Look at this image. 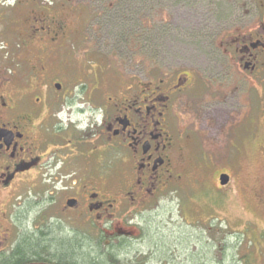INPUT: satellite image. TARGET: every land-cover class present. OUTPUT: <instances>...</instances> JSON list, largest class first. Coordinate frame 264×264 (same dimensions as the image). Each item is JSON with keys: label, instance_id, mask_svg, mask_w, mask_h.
<instances>
[{"label": "rangeland", "instance_id": "1", "mask_svg": "<svg viewBox=\"0 0 264 264\" xmlns=\"http://www.w3.org/2000/svg\"><path fill=\"white\" fill-rule=\"evenodd\" d=\"M35 2H55L52 8L69 25L67 49L54 59L60 76L93 80L103 72L104 91L120 92L134 79L147 86L152 79L190 74L176 114L181 130L195 138L188 148L194 159L201 139V165L190 164L183 190L111 224H32L37 213L30 212L24 223L30 237L38 228L50 232L33 243L80 259L102 260L103 252L105 264H113L104 247L110 236H123L126 247L119 250L113 241L120 264H264V48L254 51L256 69L249 71L233 41L264 38V0ZM17 40L15 35L12 64L0 55V75L13 67L31 76L17 59L27 54L16 48ZM224 171L231 178L221 187ZM0 226L4 231L15 224ZM101 234L108 237L98 248Z\"/></svg>", "mask_w": 264, "mask_h": 264}, {"label": "flooded vegetation", "instance_id": "2", "mask_svg": "<svg viewBox=\"0 0 264 264\" xmlns=\"http://www.w3.org/2000/svg\"><path fill=\"white\" fill-rule=\"evenodd\" d=\"M52 5L0 0L1 59L14 62L16 35V48L27 53L17 59L31 72L18 75L9 67L0 75V224H15L0 226V264L29 259L19 249L30 239L24 226L30 212L37 213L32 224H111L183 190L190 164L201 165V139L194 159L188 148L195 138L181 130L176 114L192 76L152 79L147 86L134 79L123 91L106 92L103 72L93 80L54 73L69 25ZM233 41L243 68L255 70L254 51L264 46L250 48V36ZM222 173L230 181L226 171L218 179ZM31 231L38 239L50 235ZM44 253L49 260L38 262L59 264L53 249Z\"/></svg>", "mask_w": 264, "mask_h": 264}, {"label": "trees", "instance_id": "3", "mask_svg": "<svg viewBox=\"0 0 264 264\" xmlns=\"http://www.w3.org/2000/svg\"><path fill=\"white\" fill-rule=\"evenodd\" d=\"M31 240H29L25 245V248L24 250L21 248L20 246V258L22 259V255H24L25 253H28L29 254V259L25 260V259H22L20 264H26V263H30V262H33V261H47L49 260L45 255L46 253H44V251L46 252V249H52L53 247H50V246H43L41 245V243H37V245H35L33 242H35V239L33 237H30ZM46 238V236L44 237ZM106 236L101 234L100 237L98 238L97 240V244H96V247L100 248L101 245H102V242L105 240ZM117 238V241H118V244H119V250L121 249V247H126L127 245V242H126V239L124 237H116ZM41 238H39L40 240ZM114 238H111L110 240V243L104 247L105 250H107V256L109 257V259L113 262V264H120L119 263V260H118V256L115 255L114 252V247L116 244H114ZM124 245V246H122ZM27 249V250H26ZM58 248L56 249H53L54 252L57 254V256H59L58 258L59 259H56L57 260V263L59 264H105V260H103V252L101 253V256L100 258H102V260L100 259H93V258H90L88 259V256H84L82 257L83 259H80L78 257H76V255L74 254H67L66 252H64V250H57ZM99 255V254H98ZM127 255V254H125ZM146 256V255H145ZM49 257V256H48ZM144 260V259H143ZM143 260L140 262V264H143ZM131 264V263H130ZM137 264V263H136Z\"/></svg>", "mask_w": 264, "mask_h": 264}, {"label": "water", "instance_id": "4", "mask_svg": "<svg viewBox=\"0 0 264 264\" xmlns=\"http://www.w3.org/2000/svg\"><path fill=\"white\" fill-rule=\"evenodd\" d=\"M259 46H264V43L260 40H256V41L251 42L249 44V47L252 49L258 48ZM219 179H220L221 185H226L229 182V175L227 173H222V174H220ZM27 264H49V263H46V262H30Z\"/></svg>", "mask_w": 264, "mask_h": 264}]
</instances>
